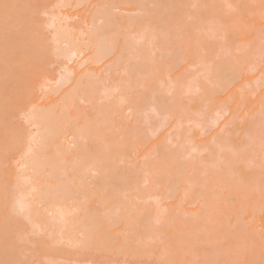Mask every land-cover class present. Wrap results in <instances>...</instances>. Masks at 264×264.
<instances>
[{"label":"rangeland","instance_id":"1","mask_svg":"<svg viewBox=\"0 0 264 264\" xmlns=\"http://www.w3.org/2000/svg\"><path fill=\"white\" fill-rule=\"evenodd\" d=\"M97 12L102 20L95 18ZM109 22L115 26L106 29L110 46L105 48L113 51L103 59H89V51L79 59L53 52L57 26L66 24L86 37ZM6 29L23 47L40 35L42 44L36 45L52 49L49 53L37 47L40 54L23 62L21 54L0 61V94L12 92L0 99V189L7 194L29 192L31 170L23 163L31 160L22 154L38 141L35 114L56 105L62 108L60 99L70 95L62 117L55 119L57 133L73 142L62 153L70 162L81 160L82 154L68 156L83 142L88 151L84 159L93 169L79 181L89 198L79 201L72 215H104L108 227L103 239L68 246L62 222L48 230L26 220L27 211L7 209L14 194L9 202L4 201L8 195L2 196L1 202L8 204L3 211L0 203V226L15 214V220L8 218L16 221V227L9 226L14 231L9 238L19 260L264 264V164L259 163L264 133L257 125L264 113V0H0V34ZM122 39L133 44L118 60ZM6 47L11 51L12 45ZM138 64L142 69L136 73L132 68ZM79 70L98 75L91 91H72L71 81L56 89L64 78L78 79ZM219 74H224L223 85ZM228 74L237 75L228 79ZM101 105L108 107L107 113H99ZM95 118H104L108 126L91 127ZM256 127L258 132L252 134ZM250 136L255 137V148L246 149V165L254 181L245 187L234 184L220 196L208 193L209 186L216 185L211 173L225 165L220 156L235 139ZM109 159L116 171L100 180L102 172L96 169ZM40 193H33L31 200L48 197ZM68 200L65 205H72ZM34 201V210L50 214V202ZM19 221L24 225L17 226ZM52 239L64 244L52 245ZM199 240L225 250H214L211 256L199 248ZM256 253L263 256L255 258Z\"/></svg>","mask_w":264,"mask_h":264},{"label":"bare ground","instance_id":"2","mask_svg":"<svg viewBox=\"0 0 264 264\" xmlns=\"http://www.w3.org/2000/svg\"><path fill=\"white\" fill-rule=\"evenodd\" d=\"M16 2H18V0H16ZM82 3L83 2H79L77 4L79 7H81ZM160 15H162V13ZM95 18L98 21L102 20V13L97 12L95 15ZM65 23H67V22L65 21ZM64 25H66V24H64ZM64 25L61 24V25L57 26L55 28V32H54L55 36L53 38L54 39V41H53L54 42L53 43V52L57 56L62 57V58H75V57H77L79 59L83 56V54L86 51H89V54H90L89 59H96L97 60V59H103L104 57H106L107 55H110L112 53L113 47H112V49H106L105 47L110 46V43H109L110 39L108 38L110 33L108 31H106V29H110V28L114 27L115 24L113 22L103 23L102 25L96 26L94 29H92L89 32V34L86 37L83 36L81 32H76L72 28L65 27ZM102 29H104V30H102ZM7 30L8 29H6V31L2 33V34H4V36L0 34V36H1L0 37V61H2L3 59H6V56H7V58H9V57L14 56L15 54H17V55L21 54V56L19 55L20 57L19 56L18 57L19 58H21L22 56H24V57H22V59H19V58L18 59L23 62L24 59H25V61L28 58L34 59L40 54V51L37 49V47L42 46L43 49L45 50V52H49V53H50L49 49H52V48H47L46 45H39V44H42V43H39L42 40L40 35H38V37H37L38 41L35 40V43H32V44L29 43V45L27 47H23L22 44L19 45L20 42H18V41L20 39L18 38L19 40L17 41L16 40L17 38H15L17 36L14 35L13 33L9 32V31L7 32ZM5 33H7V34L5 35ZM9 33H10V35H8ZM13 35H14V37H13ZM4 39H6V40H4ZM168 40L169 39H167V38L164 39V41H168ZM37 42L39 43L38 45H36ZM120 42L118 44L121 45L122 50L119 49L120 54H118V56H120V57L118 58V60H120L124 56L125 52L133 44L132 42L126 41L125 39H122V42L121 43ZM118 44H117V46H118ZM11 45L13 48L11 47ZM6 46H10L11 51H6L5 49H8ZM118 48H119V46H118ZM12 52H14V54ZM51 52H52V50H51ZM9 55H12V56H9ZM17 55H16V57H17ZM132 69H134L136 71V73H138L139 70L142 68H141V65L138 64L137 66H135ZM80 72L81 71L79 70L75 74V75H78V77L77 76L75 77L78 79L74 80L73 78L68 77V78H64V79L60 80L61 85L59 88H56V89H60L62 87L64 88L66 85H68V82L71 81L72 82V91H81L83 93L91 91L92 88L95 87V85H96V84H94V82L92 80H93V78L98 77V75L92 74V73H83V72L81 74ZM223 75L224 74L218 75V83L220 85H223L225 83V79H224ZM236 75L237 74L230 76V74H228L227 77L229 79V78L234 77ZM53 92L54 91H52L50 93L51 96L54 93L58 94L59 91L55 90V92L54 93ZM11 93H10V91L9 92L8 91L2 92L0 94V99L1 100L7 99ZM48 94H47V96H48ZM55 96L56 95H54V97ZM69 97H70V95H67V96L62 97L60 99L59 103L62 104V108H60V107H58V105H56L55 107H52V108L47 109V110L46 109L41 110V112L35 114L34 122H35V125L38 127V132H37V140L38 141L36 142V146L34 148H32V149H26L25 148V150L23 151V154H22L26 158L30 157V160H31L30 162H27L25 160L23 163V167L25 168V170H28V169L31 170L30 178L28 180L29 192L25 193L26 191H22L21 189H19L16 194L15 193L7 194V193H5L6 191L0 189V195H1L0 199H2V196L3 197H6L5 195L9 196V197L7 196L5 198L6 200L4 199V201L8 200L7 202H9V199L11 197H14L12 194L15 195L14 199L11 198L13 201H11V199H10V201H11V202H9L10 205L4 201L1 202V200H0V203L4 204V206H2L3 204H0V206H2V208L4 207L2 209L3 211L7 206H8V208H7L8 210L11 207L12 208L11 213H17L19 211H22V212L27 211L28 213L25 216L26 220H28L30 222L37 221L38 225L44 224L48 230H49V228L53 229L54 227H56L58 222L59 223L62 222L61 225L64 224L63 225L64 227H61V230L64 228L65 229L67 228V231H68V233H66L67 237L65 239L63 238V240H65V242L67 241L66 244L68 246L72 245V247H74V246L79 245L80 243H83L85 241H94L95 242L98 239L105 238L106 237L105 231L107 230L108 227L106 226L104 215H95V216L81 215V213H83V211H81L78 214L72 215L73 210H74L73 209L74 206H76V204H78L79 201L87 200L89 198V194L86 193L85 191H83L84 189H82L85 186L83 181H82L83 185L79 181L84 180L85 173L87 174V173L93 171V169L90 167V165H92V163L89 162L88 160L84 159L86 153L88 154V151H85V148L83 147V144H82L83 142H78L77 143L78 148L75 149L68 156V158H70V157H74V156L82 154L81 160L70 162L66 159L65 154L62 153V148L63 147H65V148L69 147L73 142L64 141L63 136L57 133L58 125L55 124L56 123L55 119L62 117L63 108L65 106H67L66 101H67V99H69ZM2 105L3 104H0V108ZM98 109H99L100 114H101V112H102V114H104V113H107L108 107L101 105L98 107ZM98 118H95V120H93L90 123L91 127L95 128L94 124H97V123L107 124L106 120L104 121V118H102V119L101 118L98 119ZM100 121H102V122H100ZM104 122H106V123H104ZM257 125H259L260 134H263L264 133V113H263V117L260 118L259 123ZM107 126H108V124H107ZM100 128H102V127H99V129ZM256 132H258L257 127L252 129V134H255ZM254 139H255V137H252V136H250L249 139H247V137L246 138L245 137L244 138H237L232 142L231 146L227 147V148H229L228 152L226 151L227 153H225V154L223 152V154L220 156V159L223 162L225 161L224 162L225 165L223 167H221L220 170L214 171L211 173V181L216 183V185L211 184L208 188V191H209L208 193H215V194L218 193V195L220 196V195L225 194L227 190L230 191V188H232L234 186V184L241 183V184H243V187H245L246 185H249L252 181H254V178H253L254 175L252 174V171L249 169V167L246 165V163H247L246 156L249 152L246 149H248L249 147L255 148V145L253 143ZM13 144H14V146L19 145L18 142H15V141L13 142ZM53 144L55 145V148H53L54 150H50V147L54 146ZM2 145L3 144H1L0 146H2ZM261 146H262V143H257L258 148ZM224 148L226 150V147H224ZM229 150H231L230 153H229ZM113 163H114V161L109 159V160L105 161V163L101 166L100 169H96L98 172H102V175L99 177L100 180L105 179L107 172L111 173L114 170L116 171V167L113 165ZM259 163L264 164V157H260ZM74 177L75 178L77 177V179H75ZM261 181H264V178ZM37 182H42L41 184H43V185H37L38 184ZM76 182L80 183V186H79V184H76ZM3 191H4V194H3ZM194 191L195 192L197 191L196 188L194 189ZM33 193H36L35 195H38V193H40V195L45 194L48 197H46V198L39 197V199L37 201L35 200L36 201L35 202L33 200V198H32V200L30 198V196H35ZM68 199H71L70 203H72V205L69 203L71 206L65 205V204H67V201H69ZM31 201H34L37 204L39 202H42V203H45L46 201H47V203L50 202L51 208H52V210L48 211V213H50V214L47 215L44 211L41 212V210H38L37 208H36V210H34V208H32V206H31V205H33L31 203ZM5 204H8V205L6 206ZM13 210H14V212H13ZM6 214H10V211H8V213H6ZM9 217L12 219L14 217L13 220H15V218H16L15 214L13 215V217L10 214ZM9 217H7L5 219V221L2 223V225L0 226V233L1 232L3 233V234H0L3 238L0 240V264H29L25 260H19L17 258L18 249L14 248L15 246L12 244V242H11L12 240L9 238V235L14 234L13 228H11V227H16V225H15L16 221H15V223L11 220L9 221L8 220ZM81 217H83V219L78 223L77 221ZM18 219L20 220L21 218H18ZM40 219H43V220L41 221ZM22 221L17 222V226H19V225H20L19 227L23 226L24 224L21 223ZM13 223H14V225H13ZM20 223L23 225H21ZM9 226H11L10 228L13 231V233H11L12 231L11 232L9 231L10 230ZM19 227H17V228L19 229ZM72 228L77 229L76 233H78L77 235L79 237L82 236L81 239L78 238V236L76 235L75 232H72ZM14 230H17V229H14ZM38 231H43V229L42 230L39 229ZM74 233L76 236L73 235ZM51 234H53V233H51ZM53 240L54 239H52V241H51L52 245L53 244L56 245L57 243H59L58 240H54V241ZM202 242L203 241H201V243H200V240H199L198 246L201 244L203 245ZM62 243L63 242L61 239V242L58 245H60ZM68 243H70V244H68ZM49 244H50V242H49ZM52 245H50V246L52 247ZM202 245L199 248L206 251L211 256H213L212 252L214 250H219V251L225 250V247L220 246V245H218L217 248H212L210 246L207 247L206 245H203V246H206L208 249L206 247H203ZM49 248L50 247H48L47 249H49ZM261 254L256 253L254 256H255V258H258L260 256H263ZM212 264H217V261L216 260L213 261Z\"/></svg>","mask_w":264,"mask_h":264}]
</instances>
